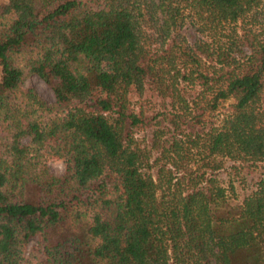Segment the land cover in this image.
<instances>
[{"label": "trees", "instance_id": "trees-1", "mask_svg": "<svg viewBox=\"0 0 264 264\" xmlns=\"http://www.w3.org/2000/svg\"><path fill=\"white\" fill-rule=\"evenodd\" d=\"M224 160L264 170V0L0 5V264H264V173L233 203Z\"/></svg>", "mask_w": 264, "mask_h": 264}, {"label": "rangeland", "instance_id": "rangeland-1", "mask_svg": "<svg viewBox=\"0 0 264 264\" xmlns=\"http://www.w3.org/2000/svg\"><path fill=\"white\" fill-rule=\"evenodd\" d=\"M6 3V0H0V5ZM26 88H33L38 95L45 101L52 103L54 102V95L52 90L39 78L32 76L25 81ZM228 106V102L223 105L220 112L223 113L224 109ZM131 107L134 109H147L149 113H156L161 111V101L153 96L152 92L145 90L143 95L139 97L137 94L133 93L131 96ZM149 131L141 132L137 136L139 140L149 139ZM49 170L59 176L64 172V164L60 160H49L48 163ZM262 164L257 166H250L247 164L232 163L228 160H224L223 168L217 172L216 176L223 186L228 187L231 183L234 187V195L236 197L233 203H240L243 197L253 188L254 183L258 178L264 173L261 168ZM7 201L9 203H21L27 196L26 189L20 183L9 181L4 187ZM37 239H33L27 246L26 256L37 248Z\"/></svg>", "mask_w": 264, "mask_h": 264}]
</instances>
